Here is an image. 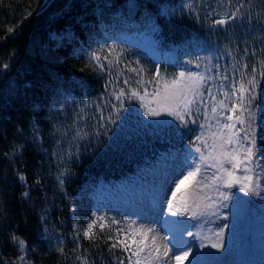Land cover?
I'll return each mask as SVG.
<instances>
[{
	"label": "trees",
	"instance_id": "trees-1",
	"mask_svg": "<svg viewBox=\"0 0 264 264\" xmlns=\"http://www.w3.org/2000/svg\"><path fill=\"white\" fill-rule=\"evenodd\" d=\"M129 1H134L149 21L154 20L149 33L161 51L182 53L188 46H211L213 51L197 52L193 59L203 71L219 63L220 73L230 78L235 74L239 79L235 69L247 63L246 73H250L254 63L264 60V0H244V16L226 26H213L216 18L209 13L218 11L227 16L240 0H190L192 9H187L188 0H0V264H21L13 236L27 242V264L131 262V251L122 247L109 251L116 242L119 224L99 220L88 239L84 232L92 222L83 218L82 211L78 215L72 211L80 208L81 202L87 203L82 196L88 189L133 174L147 164L145 148L153 145L157 151L165 141L161 142L160 133L179 122L160 131L145 130V142L136 147L135 139L124 135L133 121L131 87L141 81H146V87L154 85L156 79L164 75L173 78L187 67L186 56L179 55L177 66L161 63L158 70L143 65L131 54L132 47L129 50L118 40L109 42L107 25L117 27L129 18ZM55 33L65 35L59 39ZM215 50L224 59L217 60ZM205 56L211 57L210 63L203 60ZM4 64L9 67L5 69ZM261 70L258 66L253 120L264 100ZM213 72H217L214 67ZM227 85L228 81L221 79L212 86L216 102L222 99L217 87L223 91ZM121 90L126 95L118 101L115 96ZM204 100L201 112L210 115L214 101L207 95ZM222 111L232 115L221 109L218 113ZM235 115H240L239 108ZM219 118L230 122L224 115ZM205 122L208 126L215 119L207 117ZM251 125L240 127L251 131L261 126L264 130L261 118ZM77 131L78 147L65 158V146ZM253 137L257 149L262 150L264 132ZM20 174L27 177L26 184L19 181ZM24 192H28L27 197ZM255 200L264 204V195ZM100 224H104L103 230Z\"/></svg>",
	"mask_w": 264,
	"mask_h": 264
},
{
	"label": "snow or ice",
	"instance_id": "snow-or-ice-1",
	"mask_svg": "<svg viewBox=\"0 0 264 264\" xmlns=\"http://www.w3.org/2000/svg\"><path fill=\"white\" fill-rule=\"evenodd\" d=\"M187 7L192 9L191 4L187 5ZM232 7L234 11L229 13L226 18L213 19L212 25L226 26L230 21H235L244 16L245 13L242 11L246 8L244 0H240L237 5H233ZM209 15H212V13H209ZM261 51H264V49H261ZM244 52L245 55H248L247 48H245ZM251 55L255 56L256 53L252 52ZM93 58L97 61L100 59L96 54H93ZM196 60L200 61L201 58L198 56ZM203 60L210 63L211 57L205 56ZM187 63L192 64L194 62L189 60ZM200 66L199 62L195 63L197 69ZM258 66L264 69V60H258L254 63L250 73H246L248 64H242L241 68L235 69V72L239 73V79L235 78V74L230 78L228 74L220 73L218 70L221 65L216 63L213 65L217 70L215 75H213V67H206L203 73L200 71H180L171 80L164 81V101L172 105V107L166 109V112L168 115L174 116L180 122L179 126L187 129L189 132L193 131V129L189 128V124H198L196 116L203 115L201 106L205 104V95L214 101L211 107V113L213 119H215L214 127L216 130L211 133L212 143H208V139L205 138L203 132L196 135L194 141H190V147L188 149V155L184 160V170L181 172V178L177 183H174L176 191L169 192L173 201L176 199V192L180 190V185L184 184L187 180H195L197 176L201 177L196 188V191L201 193L199 198L211 201V203L203 205L205 209L215 204V201L203 191V188L207 187H214L219 192L221 200H229L236 194L220 191L221 187L233 189L239 186V191H243L250 196L264 195V164L260 162L264 159V153L257 149L255 139L251 138L244 128L239 129V131H233L237 124H249L250 127L253 121L252 105L257 98L256 87L258 82L256 72ZM3 67L7 69L9 65L4 64ZM100 67L103 68L104 65L101 64ZM132 71L135 72L136 69H132ZM155 75L159 76L160 73L157 71ZM259 75L264 77V70H261ZM217 77L223 81H228L227 90L222 91L220 87H217V94L222 96V99L218 102L215 101L212 88L209 86V82L214 81ZM124 83H127V81L125 80ZM125 95L124 90H121L115 96V99L119 101ZM131 95L138 96V93L132 92ZM154 95L160 96V90L158 89ZM229 104H231V107H229ZM217 105L219 109L227 110L232 115H226L223 111L218 113ZM112 106L115 107V105ZM237 108L240 109V115H235ZM148 114L159 115L160 113L149 111ZM220 115H224L225 120L233 122H222L219 118ZM199 127L204 128L206 125L201 124ZM240 132L245 133L243 137L240 136ZM77 135L79 136L80 134L77 133ZM217 137H219L218 142ZM206 152L207 154H205ZM237 171H240L241 175H236ZM18 179L24 184L27 182V177L23 174H20ZM60 183L63 184V180ZM200 185H203V188ZM23 195L27 197L28 192H24ZM167 207L169 212H173L174 215H186L188 211H192V218L197 216V213L190 209L187 204L182 207H176L174 203L170 202L167 204ZM196 207L199 208L201 205L197 204ZM72 211H75V209H72ZM203 214L202 212L201 215ZM98 219L103 220V217H99ZM96 223L97 220H93L89 224L88 229L84 232L86 238H92L93 228ZM115 223L116 221H113V224ZM171 223L177 225L183 224L184 222L172 221ZM99 227L103 230L105 226L104 224H100ZM221 227H227V225ZM121 231L123 230H117L116 242L110 246L109 251L117 247H122L125 252L131 251L132 255L128 257L131 264H178L179 261L187 259L190 255V242L185 241L184 236L185 234L190 236L192 233L185 227L183 231L173 229L170 233L171 240H169L167 236L159 237L154 234L151 227L138 224L137 221L132 220L127 224V233L131 237V243L136 245L135 249L131 248L127 238H119V232ZM222 235L223 231L216 233L217 237ZM137 236L140 237L139 240H136ZM12 240L14 244L19 246L21 255L18 259L21 261V264H27V242L16 236H13ZM211 247L217 248L218 245L212 244ZM60 251L62 252L63 249H60ZM170 252L172 253L171 255L169 254ZM193 261H190V264H193ZM119 264H124V262L120 260Z\"/></svg>",
	"mask_w": 264,
	"mask_h": 264
},
{
	"label": "rangeland",
	"instance_id": "rangeland-1",
	"mask_svg": "<svg viewBox=\"0 0 264 264\" xmlns=\"http://www.w3.org/2000/svg\"><path fill=\"white\" fill-rule=\"evenodd\" d=\"M191 4L192 1L188 0L186 3V6ZM128 12L131 14H135L137 12V6L134 3H129ZM193 6V5H192ZM187 9H189L187 7ZM217 13H212L211 16H220V18H224V15L222 16ZM228 13V12H227ZM135 23V22H134ZM63 34L55 33L54 36L61 39ZM66 35H69L68 33ZM122 37L127 38L125 35L124 30H120L116 35L112 34L110 36V39ZM148 34L141 32L139 36L137 37L136 43L132 42V39H128L126 41V44H129L130 46H137L138 49L142 51L144 54H148L150 56H154L158 53L156 49H151L149 45L152 43V40L148 38ZM112 41V40H111ZM122 43V42H119ZM111 46L116 47L115 44H111ZM135 55H137V52L134 51ZM109 54V53H107ZM138 56V55H137ZM138 60L142 58H138ZM146 59V58H145ZM143 65H150V63L145 60V62H142ZM191 69H195L193 65H190ZM201 72V71H200ZM172 77H169L168 75H164L159 79L155 80V84L152 83L148 84L147 87L145 86V82L141 81V84L138 86L131 87L130 91V98L137 99L143 102V104L138 106L139 112L142 113L143 117L147 115L149 119H152L151 121H160L163 123V121L171 120V115H168L166 112L167 108L172 107L170 103H166L164 101V92H163V83L165 80H171ZM160 90V96L154 95V93L157 92V90ZM132 92L138 93V96L131 95ZM128 94V93H127ZM149 111H154L160 113L159 115H149ZM218 112V110H217ZM213 117L211 114L209 118ZM76 127H78V122L76 123ZM77 130V129H76ZM209 131H205V138L208 139V141H211V133ZM77 132H73L71 134V142H68V144L65 146V156L71 157L73 152L78 147V140L79 136L77 135ZM62 149V148H61ZM63 150V149H62ZM170 160V159H169ZM176 162L167 161L162 164H158L154 166L151 170V176L150 181L141 183L136 182L134 184V187H132L130 190L131 192L128 194H124V192H118L114 194V191L111 190L109 194L107 195H101V196H93L92 193H85V196H82V198L87 199V203L81 202V206L83 207L75 209V214L78 215L79 212H83V218L87 220L88 223H91L93 220L99 221V217H103V220L106 221V217H109L110 220L116 221L117 224L120 225L121 231V239H128L129 244L133 249L136 248L135 244L131 243V237L128 236L127 233V224L135 220L138 224H144L149 227H151L154 231V234L158 235L159 237H168V233H165V228L170 229L171 225H173L172 221H181L182 215H174L173 212H169L167 204L169 201V198L171 197L169 195L170 191H173L174 189V183H177L179 179L181 178V172L184 170V162L181 161L178 164H175ZM239 174L241 175L240 171ZM158 175L162 178V181L160 183V195L163 196V199L161 200H153L152 198H148L150 195L147 194L154 186V176ZM189 182V180L185 181L184 184L180 185V190L176 192V200L174 202L176 207H181V200H183V187ZM190 184V183H189ZM188 184V185H189ZM198 185V183L193 184V186ZM187 185V186H188ZM201 186V185H200ZM226 193H236L231 197L229 200L224 201L223 206V213L225 217H221L218 227L221 228L222 231H226L229 235V237L232 239L230 242V245L227 250L223 249V251L219 254V250H214L212 252L206 251V255L209 256L210 261L219 263V264H240V262L245 258L244 250V238H243V231H244V225L243 222H245L244 217V211L243 206L241 202L239 203V200H241V197L237 191L236 188L227 190ZM94 199V200H93ZM93 200V201H92ZM96 200V201H95ZM129 200L131 202H129ZM135 202L138 203V205H135ZM128 204V205H127ZM225 205H227L225 207ZM236 207L237 212L233 213V207ZM174 211V209H173ZM188 224V223H187ZM122 225V227H121ZM184 223L183 224H177L176 230L183 231L184 229ZM223 225H227V227H221ZM188 226V225H187ZM190 236L185 235L184 240L190 242ZM140 237L137 236L136 240H139ZM194 245L190 242V255L187 259H182L183 264H190V261H192L193 257V250ZM172 254L171 252L169 253ZM179 264V262H178Z\"/></svg>",
	"mask_w": 264,
	"mask_h": 264
}]
</instances>
